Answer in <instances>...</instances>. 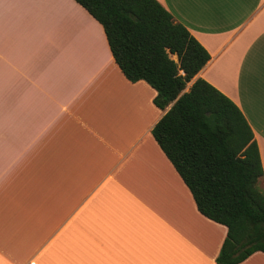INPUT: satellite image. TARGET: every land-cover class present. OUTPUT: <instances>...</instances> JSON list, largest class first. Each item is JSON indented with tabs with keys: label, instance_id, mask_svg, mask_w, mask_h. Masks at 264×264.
I'll use <instances>...</instances> for the list:
<instances>
[{
	"label": "crops",
	"instance_id": "0c3cea01",
	"mask_svg": "<svg viewBox=\"0 0 264 264\" xmlns=\"http://www.w3.org/2000/svg\"><path fill=\"white\" fill-rule=\"evenodd\" d=\"M158 1L210 54L196 76L241 109L264 170V0ZM104 36L75 0H0V264H220L226 226L151 133L168 107Z\"/></svg>",
	"mask_w": 264,
	"mask_h": 264
},
{
	"label": "trees",
	"instance_id": "16d2710c",
	"mask_svg": "<svg viewBox=\"0 0 264 264\" xmlns=\"http://www.w3.org/2000/svg\"><path fill=\"white\" fill-rule=\"evenodd\" d=\"M75 1L101 24L123 76L148 83L154 105L168 107L151 133L198 211L226 226L216 262L264 253L258 145L241 109L196 76L210 59L206 48L158 0Z\"/></svg>",
	"mask_w": 264,
	"mask_h": 264
},
{
	"label": "rangeland",
	"instance_id": "374dc122",
	"mask_svg": "<svg viewBox=\"0 0 264 264\" xmlns=\"http://www.w3.org/2000/svg\"><path fill=\"white\" fill-rule=\"evenodd\" d=\"M104 38H105V36H104ZM104 43H105V41H104ZM119 78H117V87H119V88H124V86H126L125 85V78H123L122 76H118ZM190 85V83L188 84V86ZM145 96L142 98V102H144L145 100ZM262 183V182H261ZM263 185H264V183H262Z\"/></svg>",
	"mask_w": 264,
	"mask_h": 264
}]
</instances>
